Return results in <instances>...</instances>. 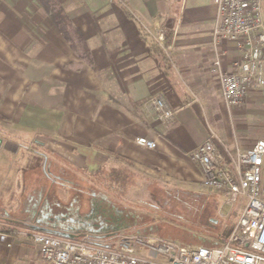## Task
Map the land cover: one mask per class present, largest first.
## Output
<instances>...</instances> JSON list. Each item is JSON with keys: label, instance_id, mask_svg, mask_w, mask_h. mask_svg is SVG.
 I'll return each instance as SVG.
<instances>
[{"label": "crops", "instance_id": "obj_1", "mask_svg": "<svg viewBox=\"0 0 264 264\" xmlns=\"http://www.w3.org/2000/svg\"><path fill=\"white\" fill-rule=\"evenodd\" d=\"M57 1L87 54L73 52L37 0H0V229H15L7 231L28 228L36 217L22 210L37 199L52 205L68 177L112 172L131 177V191L145 179L201 186L191 152L210 131L231 143L230 113L209 73L214 0ZM144 28L171 33L169 58ZM220 49L229 69L234 45L222 42ZM256 94L246 104L256 105ZM153 96L165 99L173 119L156 117ZM236 118L248 133L252 125ZM139 137L156 148L138 146ZM255 142L247 134L241 148ZM217 207V219L233 225L241 207L225 217L222 203ZM9 242L0 243V264H47L21 236Z\"/></svg>", "mask_w": 264, "mask_h": 264}, {"label": "built area", "instance_id": "obj_2", "mask_svg": "<svg viewBox=\"0 0 264 264\" xmlns=\"http://www.w3.org/2000/svg\"><path fill=\"white\" fill-rule=\"evenodd\" d=\"M211 31L213 60L209 73L215 78L222 101L229 111L240 108L253 93L264 90V0H214ZM145 32L169 58L165 33ZM234 45L229 69L223 65L220 44ZM156 117L173 119L175 112L162 96L149 100ZM135 143L155 149L156 143L139 137ZM202 171V186L225 197L229 208L245 201L226 239L219 245L184 246L147 234L120 231L82 234L74 239L36 230L11 232L0 229V243L11 246L13 234L38 249L47 264H264V185L261 180L264 140L243 149L232 148L210 131L190 155Z\"/></svg>", "mask_w": 264, "mask_h": 264}, {"label": "rangeland", "instance_id": "obj_3", "mask_svg": "<svg viewBox=\"0 0 264 264\" xmlns=\"http://www.w3.org/2000/svg\"><path fill=\"white\" fill-rule=\"evenodd\" d=\"M252 99H257L255 100L256 105L249 106L245 101L240 106V108L242 107L241 110L236 112L233 109L230 112L232 120V127L229 131L231 143L224 141L229 147L233 146L235 141L241 147V141L247 134L248 139L264 140V95H261L260 91L252 96ZM241 116L246 124L252 125V128L251 126L248 128V133L237 127L236 117ZM229 125L231 126V124ZM57 174L55 171L56 176H58ZM76 180L78 182L74 181L73 185L70 183L69 186L59 188L58 198L52 196V206L57 208L56 206L59 205L60 211L66 212L65 208L70 204L73 209L81 204L80 211L84 213L89 210L88 202L91 201L92 194L96 197L101 192L111 205L107 207L100 200L93 199V204L99 207L97 208L98 217L105 221L109 219L110 222H117L118 225L122 223V225H119V229L111 233L125 230L142 232L150 227L152 228L150 231L159 230L173 234L179 229L183 232L174 233L178 236L177 239L187 241L192 238L194 241L199 242L201 246L212 247L213 240L220 238L225 233V227L231 223V219L216 220L217 218H214L216 217V207L220 203H222L221 215L224 217L229 215V206L224 203L225 197L202 185L191 188H170L145 179V186L141 188L136 186L131 191L128 187L131 182L130 177L125 179L128 180L125 182L126 185L124 184L122 187L116 185V192H110L104 187L110 183L107 173H104L99 180L95 181L88 178H77ZM52 190H56L55 186L52 187ZM119 191L120 196H116ZM123 198L124 201H122ZM244 201L243 198H240L238 204L234 207H240ZM113 207L115 211L112 210ZM54 212L57 213L58 211L54 210ZM176 215L182 219L177 220L174 217ZM172 218L173 220H171ZM20 228L24 227L20 226Z\"/></svg>", "mask_w": 264, "mask_h": 264}, {"label": "flooded vegetation", "instance_id": "obj_4", "mask_svg": "<svg viewBox=\"0 0 264 264\" xmlns=\"http://www.w3.org/2000/svg\"><path fill=\"white\" fill-rule=\"evenodd\" d=\"M95 200H100L102 204L110 207V203L105 197L92 196ZM92 201L88 202L89 210L87 212L81 213V204L73 209L70 204L65 208L66 212L60 211L59 205L53 207L48 201H45L41 205L39 199L34 202H30L27 209L22 210L26 214L33 215L36 220L32 224L27 225L28 228H33L35 230H43L49 234L62 236L70 239H74L82 234H108L120 228L117 222H110L111 220H102L101 217L97 215V208ZM110 209V208H109ZM54 210L58 211L57 213ZM115 211L114 207L112 209Z\"/></svg>", "mask_w": 264, "mask_h": 264}, {"label": "trees", "instance_id": "obj_5", "mask_svg": "<svg viewBox=\"0 0 264 264\" xmlns=\"http://www.w3.org/2000/svg\"><path fill=\"white\" fill-rule=\"evenodd\" d=\"M37 1L40 4L42 11L49 17L52 24L55 26V28L58 30V32L62 35V37L67 41V43L69 44V46L71 47L73 52H75L79 56H80L79 52H82V51H84V53L87 54V52L85 50V44L83 42L81 35L76 31V29L73 27L71 21L68 19L67 15L64 11L63 6L57 0H37ZM170 38H171V33L170 32L166 33L165 39H164L165 45L169 44ZM103 174L104 173H101L97 176L94 175L93 177H87V178L91 179L92 181H95V180H99ZM107 174H109L107 176H110V177H108L110 183L108 186H104V187L106 188V190H109L110 192H113V191L116 192L118 185H120L122 187V186H124L125 182L128 181V180L127 181L125 180L126 178L128 179L127 176L126 177H123L121 175L116 176L112 172L107 173ZM62 180L64 181L66 179H62ZM66 181H68V183H71L72 185H73L74 181L76 183L78 182V180H76V178H74V177H68V179ZM116 182H117V184H116ZM100 193L101 192H99V194L97 196L104 197L103 194L102 193L100 194ZM92 196H93V194H92ZM92 196L90 198H92ZM116 196H120V191L116 194ZM91 201H92V199H91ZM122 201H124V200H122ZM128 210H129V208H128ZM177 215L174 216V217H176L177 220L182 219L180 216H177ZM214 218H217V217H214ZM171 220H173V218ZM216 220H218V219H216ZM210 224L212 225L213 223H210ZM231 227H232V223H230L229 226H226L225 230H224L225 233L222 234L220 238L214 239L213 242L211 243V246L219 245L222 241H224L226 239ZM1 228H3V230H5V229L15 230L14 228L11 229V227L5 228V227L1 226ZM26 229L35 230L33 228H26ZM151 229L152 228L148 227L147 230H145L144 232L147 234L154 235V236L159 237V238H163L166 240L177 242V243L184 245V246H191V245H193V247L194 246H201V244L199 242L194 241L192 238H189L190 240H187V241L179 240V238L177 239L178 236L175 235L174 233L179 234V233L183 232L182 230L177 229L176 232L171 234V233H166V232L164 233V231H159V230L150 231ZM36 231H41V232L47 233L46 231H43V230H36Z\"/></svg>", "mask_w": 264, "mask_h": 264}, {"label": "water", "instance_id": "obj_6", "mask_svg": "<svg viewBox=\"0 0 264 264\" xmlns=\"http://www.w3.org/2000/svg\"><path fill=\"white\" fill-rule=\"evenodd\" d=\"M0 144H1V140H0Z\"/></svg>", "mask_w": 264, "mask_h": 264}]
</instances>
